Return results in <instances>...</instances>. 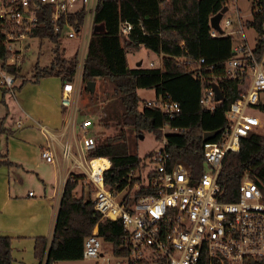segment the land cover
I'll return each mask as SVG.
<instances>
[{
  "label": "trees",
  "instance_id": "1",
  "mask_svg": "<svg viewBox=\"0 0 264 264\" xmlns=\"http://www.w3.org/2000/svg\"><path fill=\"white\" fill-rule=\"evenodd\" d=\"M255 1L259 12L245 24L258 36L253 52L260 59L264 52V39L261 38L264 0ZM226 6L227 0H97L81 81L84 84L96 80L107 82L117 96L113 103L118 109L117 134L97 142L96 148L89 153L90 157H107L110 160L111 166L104 173V183L112 190L123 188L128 173L138 169L147 158L129 150L132 146L125 128L138 136L151 134L156 141L162 139L161 128L165 125L183 128L182 133L164 134L165 151L173 161L188 167L194 177L200 174L203 168V134L216 130L222 132L229 105L242 92L240 82L223 77L225 63L233 56L232 36L211 38L209 35L210 17ZM51 14L50 6L38 13L37 25L30 33V37L47 38L53 43L51 63L48 66L36 64L28 78L20 75L18 66H8L14 81H20L13 89L48 77H58L62 84L73 81L76 57L70 60L63 58L59 39L66 29V22L79 30L84 20L83 11L62 15L57 23L58 32L54 30ZM1 22L0 39L3 38ZM124 22L131 25L126 35L120 31ZM96 26L102 29L95 31ZM181 43L184 48L180 47ZM140 48L160 57V66L130 68L127 54L136 53ZM11 54L0 45L1 62L4 63ZM199 59H203L204 63L199 64ZM210 66L213 68L208 71ZM197 68L209 80L205 84L209 86L215 82L222 93V100L214 102L213 109L200 103L202 83L192 75ZM139 90H153L156 96L169 94L180 106L179 115L169 119L158 109L140 107L144 101L138 96ZM2 132L0 128V134ZM218 134L212 140L218 139ZM4 164L8 165L9 161L0 154V166ZM245 172L252 180L264 183V130L248 134L241 139L237 152L226 155L218 176L220 200L233 201L237 198L238 186ZM83 177L70 173L66 178L50 242L47 243L44 237L34 240L33 255L38 263L44 256L45 264L81 259L83 239L99 219L90 199H85L83 193L80 196L75 193V187ZM91 190L92 187L89 193ZM99 234L118 243L123 234L122 225L120 222H102ZM13 261L11 239L0 236V264H13Z\"/></svg>",
  "mask_w": 264,
  "mask_h": 264
},
{
  "label": "built area",
  "instance_id": "2",
  "mask_svg": "<svg viewBox=\"0 0 264 264\" xmlns=\"http://www.w3.org/2000/svg\"><path fill=\"white\" fill-rule=\"evenodd\" d=\"M96 2L97 0H0L3 36L0 45L12 52L4 63L0 61V86L8 89H12L15 81L7 68L10 65L18 66L19 61L13 45L30 37L32 29L37 25L38 13L50 6V19L55 24L54 30L58 32L60 29L57 23L62 15L83 11L84 20L79 30L66 22V29L63 31V35L66 34L69 38L76 37L82 28L85 34L84 49L75 58L74 79L72 82H64L61 87L60 105L71 110L70 118H67L71 131L75 129V100L86 45L93 27ZM229 3L236 8L237 0H227V6ZM251 3L253 19L259 8L256 1L252 0ZM241 18L237 13L236 20L239 22ZM221 19L222 17L217 28L210 25L209 19L211 38L237 32H226L224 29L232 24V20L225 19L221 26ZM130 29L128 22L120 27L124 35ZM261 30V38L264 39V20ZM180 47L184 48V44L181 43ZM253 48L254 46L249 48L246 42L233 45V56L225 63L223 77L240 82L242 92L229 105L225 114L226 126L218 134V139L203 142V168L197 177L184 164L173 161L165 151L164 134L182 133L184 129L165 125L161 128L163 137L160 149L152 152L147 157V162L146 159L142 161L138 169L131 170L127 175L126 185L114 191L104 183V173L111 166L110 160L107 157L89 156L96 148L95 139L90 135L93 124L90 119L80 122L78 139L75 135L79 158L72 168L80 167L83 171L84 177L78 181V185L82 183L93 188L90 201L93 210L99 215L90 233L83 239L81 259H100V264H264V183L252 180L249 173L245 172L235 200L223 201L218 198V176L226 155L237 152L241 139L248 134L264 130L262 120L256 114L248 112L264 111L261 108L264 104L260 101V95L264 92V52L258 59ZM198 63H204V60L199 59ZM159 66L154 61L148 62L150 68ZM212 68L210 66L208 71ZM192 75L202 83L200 103L213 109L214 92L211 85L205 84L209 80L199 68ZM143 106L158 109L169 119L178 116L180 112L179 104L167 93L146 100ZM70 156L67 144L63 149V159L67 161ZM41 157L47 163L52 162V154L47 149L41 152ZM141 190L143 192L139 193ZM102 222L121 223L123 234L118 243L100 236L99 224ZM112 260L115 262L112 263ZM44 262L45 257L40 264H45Z\"/></svg>",
  "mask_w": 264,
  "mask_h": 264
},
{
  "label": "crops",
  "instance_id": "3",
  "mask_svg": "<svg viewBox=\"0 0 264 264\" xmlns=\"http://www.w3.org/2000/svg\"><path fill=\"white\" fill-rule=\"evenodd\" d=\"M28 46V43L24 45L25 48ZM147 52L160 60V57L152 52ZM139 63L137 62L136 65ZM46 79L42 78L38 83H26L17 92L13 89L15 82L12 89L0 86V106L3 104L4 108V116L0 114L2 115L0 128L3 129L1 134L5 133L0 134V138L4 136L6 143L4 153L0 152V154L9 161L8 165L0 166V174L4 175L0 177V236L9 237L11 242L47 233L48 236L44 238L47 243L50 242L63 183L72 173L74 162L79 158V156L74 158L70 166L63 159L65 145H69L72 138L75 141V129L71 131L67 124L71 110L65 109V112L64 108L59 105L62 87L60 79V83L54 85ZM2 91H5L4 95ZM11 97L15 102L17 98L19 99L17 109L14 105L11 108ZM74 109V121L76 122V106ZM17 113L19 114L15 121L17 133L14 134L11 133V126L5 128L3 123L6 122L8 115L16 119L13 114L18 115ZM37 134L40 138L36 137ZM44 149L52 154L51 163H47L41 157ZM42 160L53 166L51 173L41 170ZM30 173H35L37 178L28 179L29 182L26 176L30 178L27 175ZM26 181L37 190L38 196L29 195L30 192L25 195L18 193V188ZM81 193L84 194L83 189L79 196Z\"/></svg>",
  "mask_w": 264,
  "mask_h": 264
},
{
  "label": "rangeland",
  "instance_id": "4",
  "mask_svg": "<svg viewBox=\"0 0 264 264\" xmlns=\"http://www.w3.org/2000/svg\"><path fill=\"white\" fill-rule=\"evenodd\" d=\"M251 2L252 0H237L236 8L235 5L229 3L226 12H224L222 15L221 26H223L225 19L232 20V24L226 27L224 30L226 32L237 30L236 33H232L230 35L232 36L233 39V45H242L243 43L246 42L249 48H251L254 46L256 42L257 39L256 33L251 27H247L245 24V21L252 20ZM237 13L242 16L239 22L236 20ZM86 21L88 22V19ZM84 39H85V34L83 28L76 37L69 38L66 36V34L62 35L59 39V43H60L59 50L60 52H62L63 58L66 60H70L75 57L77 58L80 52L84 49V44H83ZM26 43L29 44L27 48L24 47ZM13 48L14 51L16 52V55L19 57V61L17 65L19 66L20 69V75L25 78H28L32 75L34 66L36 64H38L39 66H48L53 59V54L51 51L53 48V43L47 38L25 37L21 43H15V45H13ZM149 61H154L156 65H160L159 59H157L153 55H150L147 51H144L142 48H140V50L136 53L127 54V62L130 68L147 67ZM137 62H140L141 64L139 63V65H136ZM46 81L51 83V85L58 84V82L60 83L58 77H48ZM19 83L20 81L18 79L15 81L14 85L17 86L19 85ZM94 83H95L94 90L92 92H89L86 88L87 84L82 83V81L80 80V88L79 91L77 92V98L75 100L76 122H75L74 134L77 135V139H78L79 136L78 132L80 131L78 125L83 120L90 119L93 124V127L90 131V135L94 137L95 143L97 144V142L104 141L107 137H112L117 134L118 127H116V123L118 121V118L116 116L117 114L116 111H118V109L113 105L114 100L116 99L117 96L115 93H113L111 85L107 82H103L102 80H96ZM14 91L17 92L18 89H14ZM138 95L140 99L144 102L149 99H154L156 96L153 90H139ZM260 101L262 102V104H264V92H262L260 95ZM144 102L140 104V107H142ZM17 103H19V99L17 98V101L15 102V100L12 99L11 97V108L13 107L12 105H14L17 109L18 107ZM3 109H4L3 104H1L0 114L2 115H3ZM63 110L65 111V109ZM64 111L63 113L65 114L66 111L65 112ZM248 112L256 114L262 120V124L264 127V111H259V112L248 111ZM2 115H0V119L2 118ZM13 116L14 117L16 116L15 117L16 119L12 118L11 115H8L6 117V122L3 123V126L5 128L11 126L10 128L12 131L11 133L15 134L17 133L15 121L17 120L19 114L18 115L13 114ZM125 130L128 135V140L130 141V145L132 146L129 150L132 153L137 154L139 157L141 158L148 157L149 155H151L152 152H155L158 149H160V141L162 139L156 141L154 137L148 133L143 134L142 137L140 138L132 130L130 131V129L128 128H125ZM37 131H39V129ZM2 137L3 138H0V152L3 154L6 147V143H5V137L4 136ZM36 137L40 138L39 135ZM77 139L75 138L74 141V139L72 138V141L69 144V152L71 156L67 160L68 166H70L73 163L74 158H78L77 146L75 144ZM11 146H12V142H11ZM145 159H146L145 162H147L148 161L147 158ZM41 170H43V172L46 173L48 172L51 173L53 171V166L43 161ZM71 172L75 173L76 175H83V171L80 167L72 168ZM34 174L35 173L27 174L30 176V178L26 176L27 177L26 180L30 182V180L28 179L31 178L36 179L37 177ZM1 176L4 175L0 174V177ZM27 181L18 188V193L25 195L27 194V192H30L32 195L38 196L37 190ZM79 185H81L82 187H79L77 185V187L75 188L76 195L79 196L81 189H83L85 199H91L93 190H91V192L89 193L90 187L88 185H84V184L82 185V183H79ZM39 236L47 237L48 233L46 235H42V234L37 235V237ZM35 238L36 237H24L23 240H14L11 242V255L14 259L13 264H38V261L34 258L33 255V246H34ZM114 262L115 261L112 260V263ZM100 263H101L100 259L98 260L80 259L76 261H57L54 264H100Z\"/></svg>",
  "mask_w": 264,
  "mask_h": 264
},
{
  "label": "water",
  "instance_id": "5",
  "mask_svg": "<svg viewBox=\"0 0 264 264\" xmlns=\"http://www.w3.org/2000/svg\"><path fill=\"white\" fill-rule=\"evenodd\" d=\"M226 11V8H223L221 11H219L217 14L213 15L211 18H210V25L212 27H215L217 28L218 27V22L220 20V18L222 17L223 13ZM102 27L100 26H96L94 27V30L95 31H99L101 30ZM139 65V64H138ZM94 85L95 83L94 82H89L87 83L86 85V88L89 92H92L94 90ZM211 88L214 92V100L215 102H218V101H221L223 96H222V93L218 87V85L216 83H212L211 84ZM219 133V130H216V131H209V132H205L202 136L203 138V141H209V140H212L214 139V137ZM140 138L142 137V135L139 136Z\"/></svg>",
  "mask_w": 264,
  "mask_h": 264
}]
</instances>
